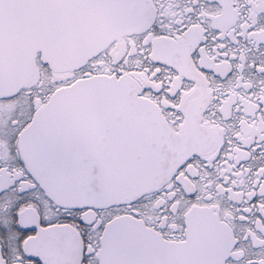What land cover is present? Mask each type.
Returning a JSON list of instances; mask_svg holds the SVG:
<instances>
[{"label": "snow or ice", "instance_id": "6c2138e0", "mask_svg": "<svg viewBox=\"0 0 264 264\" xmlns=\"http://www.w3.org/2000/svg\"><path fill=\"white\" fill-rule=\"evenodd\" d=\"M0 264H264V0H0Z\"/></svg>", "mask_w": 264, "mask_h": 264}]
</instances>
